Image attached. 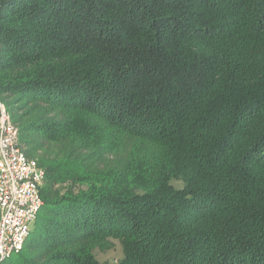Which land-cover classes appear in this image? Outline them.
Segmentation results:
<instances>
[{
	"label": "trees",
	"instance_id": "16d2710c",
	"mask_svg": "<svg viewBox=\"0 0 264 264\" xmlns=\"http://www.w3.org/2000/svg\"><path fill=\"white\" fill-rule=\"evenodd\" d=\"M3 94L44 171L10 264H264V0H0Z\"/></svg>",
	"mask_w": 264,
	"mask_h": 264
},
{
	"label": "built area",
	"instance_id": "2783aa9c",
	"mask_svg": "<svg viewBox=\"0 0 264 264\" xmlns=\"http://www.w3.org/2000/svg\"><path fill=\"white\" fill-rule=\"evenodd\" d=\"M44 171L25 153L0 98V264L18 254L42 207Z\"/></svg>",
	"mask_w": 264,
	"mask_h": 264
},
{
	"label": "rangeland",
	"instance_id": "374dc122",
	"mask_svg": "<svg viewBox=\"0 0 264 264\" xmlns=\"http://www.w3.org/2000/svg\"><path fill=\"white\" fill-rule=\"evenodd\" d=\"M0 98L2 99L3 103L5 104V107L9 114L11 115V118L13 119V123L17 126V128L21 124H25L32 121H38L40 122L41 118V111L40 110H33V104L30 102H25V100H21L18 96H12L8 94L0 95ZM21 100V101H20ZM40 108L44 109L47 107L41 106ZM49 112H46L47 119L50 118ZM16 120V122H14ZM32 134H23L21 135V146L24 149L27 156L32 157L36 160V157L33 156V154H29V146L27 143L24 142V139L28 140H34L32 138ZM20 139V138H19ZM31 155V156H30ZM173 184L177 188L182 187L181 182L174 181ZM85 242L87 243V246H91L92 248H86L85 250L89 251L91 256L94 257L96 261H99L100 263H107V264H115L116 261L122 256L121 253V245L120 242L116 239H93L88 241H82L80 242L81 246H77L75 244H72L68 247H65L64 249H58L56 251H52L51 253H41L38 252L36 257L38 259L32 258V260L35 262V264H38L42 262V258H47L49 255L55 252H72L75 251L76 248H83ZM84 249V248H83ZM16 255L10 256L8 259H6L3 264H10L15 259Z\"/></svg>",
	"mask_w": 264,
	"mask_h": 264
}]
</instances>
